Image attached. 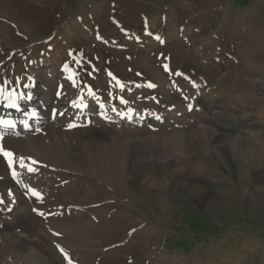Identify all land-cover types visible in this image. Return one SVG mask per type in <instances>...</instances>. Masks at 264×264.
I'll list each match as a JSON object with an SVG mask.
<instances>
[{
	"label": "rangeland",
	"instance_id": "1",
	"mask_svg": "<svg viewBox=\"0 0 264 264\" xmlns=\"http://www.w3.org/2000/svg\"><path fill=\"white\" fill-rule=\"evenodd\" d=\"M256 78L264 0H0V117L63 118H29L34 171L0 175V264H264ZM216 114L235 157L194 134ZM98 138L131 141L128 164L76 158Z\"/></svg>",
	"mask_w": 264,
	"mask_h": 264
},
{
	"label": "bare ground",
	"instance_id": "2",
	"mask_svg": "<svg viewBox=\"0 0 264 264\" xmlns=\"http://www.w3.org/2000/svg\"><path fill=\"white\" fill-rule=\"evenodd\" d=\"M254 84H255V87H256L258 92H262L264 90V81L262 79L256 78ZM47 113L49 115L50 114L54 115L51 112H48L47 110L39 109L38 111L33 110V111L28 112L24 116L25 118H23L22 120H18V117H20V116L17 114H13V113L10 114L11 116L9 115L10 117H8V116L7 117H0V121H9L10 122L8 124H4V126H6V127L15 121H18L16 124V128L11 130V131L14 132V131L18 130L19 133H17V134H19L20 137H18V136L12 137L10 135H5V132H3V130H5L3 128H5V127H1L2 129H0V144L3 145L5 151H9V152L14 154V160L16 161L15 163H19L18 166L20 169H18V172H20L22 170L19 174H21L25 171L26 166L31 165V158L30 157L31 156L34 157L35 155L40 154V148H42L41 146H45L43 140L41 138L39 139V137H35V136H27L26 137V135H28L29 131H30V133H33L36 131L35 129L31 128V126H33V124H30L29 120L31 118L35 117L36 115L38 116V114L42 115V114H47ZM58 115L57 116L54 115L55 118H54L53 123L61 125L63 122V118L60 117V114H58ZM43 117H44V115L41 116L40 119L42 118V120H43ZM209 118L214 120V121L210 122L211 124H207V125L206 124L205 125L200 124L199 126H197V129L195 130L196 133L194 132V134L199 133V136L197 138L199 139L200 142L202 141V143H204V141L206 140L207 137H211L212 141L217 142L216 152H215V149L213 147H211L210 145L207 144L206 148H204V149L206 150V152L208 154L213 155V153L219 154V152H220L224 157H225V155L226 156L233 155L235 157L236 151L238 150L239 145L244 141V139L231 134V132H229L224 127L221 128L220 124L221 123L226 124L225 121L227 120L222 115L216 114V116H214V117L211 116ZM39 122H40V120L38 121V123ZM1 125H3V123ZM57 129L59 130L60 127H58V126H54L52 128L50 127L48 129L49 136L52 137V135H50L51 132L54 133V130H57ZM46 134H47V132H46ZM217 134L220 135L219 139H217V137H216ZM50 140H51V138H50ZM51 141H53V140H51ZM130 142L131 141L128 140V143L125 142L124 144H122V142L115 139V141L113 140L111 143H107L105 140L103 141L102 139L98 138V139H95L89 145V147L87 145L84 153L82 155H78L76 158H78L80 161H82V163L83 162L84 163L89 162V164L90 163H93V164L104 163L108 167L109 166L111 167V165H112L113 170L116 171V170H119L121 168V166L119 167L120 164H122V163H125V165H126V163L128 164L129 159L126 156V153L130 152L129 151ZM155 143H157V142L154 140H152L150 142V144H149L150 151H152L154 149L158 150L157 152H159V154L166 159L169 158V156L172 154V152H174L172 150H179L180 153L184 152L181 150L182 147H181L180 138L179 139H170V141L168 143H167V141H162V142H160L159 145H155ZM71 157H74V155ZM5 158L6 157H4L3 154H0V175L2 174L3 176H4V174L8 175L11 173V172L9 173V171L11 169L9 167L8 168L10 170L7 168L8 162L5 160ZM21 158H23V163L26 166H21ZM7 170H8V172H7ZM18 172H16V173H18ZM2 179H3L2 180L3 182L8 180L4 177ZM5 183H7V182H5ZM25 221H26L25 222L26 224L32 225V221H30L29 219H25ZM30 227H32V226H30Z\"/></svg>",
	"mask_w": 264,
	"mask_h": 264
},
{
	"label": "snow or ice",
	"instance_id": "3",
	"mask_svg": "<svg viewBox=\"0 0 264 264\" xmlns=\"http://www.w3.org/2000/svg\"><path fill=\"white\" fill-rule=\"evenodd\" d=\"M149 86H153L154 87V85H151V84ZM0 123L8 124L10 122L9 121H0ZM71 126H74V125H70V127ZM0 154H3V156L8 159L9 166L14 165V154L11 153V152H9V151H5V149H4V147H3L2 144H0ZM21 166H26L23 163V158H21ZM29 171H34V169L31 168V167H29ZM13 175H17V173L15 172V170H13ZM33 194L34 195H37V196L39 195V193H37L35 190H33ZM0 202H3L2 199H0ZM39 214L41 216L45 215L43 212H40ZM57 235H59V234L57 233ZM60 250H61V252H64V249H60ZM64 254H65L66 257L68 256V254L66 252ZM68 259H69V264H72L71 258L68 257Z\"/></svg>",
	"mask_w": 264,
	"mask_h": 264
}]
</instances>
